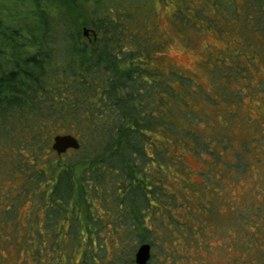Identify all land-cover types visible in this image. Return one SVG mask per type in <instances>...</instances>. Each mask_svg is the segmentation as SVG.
I'll list each match as a JSON object with an SVG mask.
<instances>
[{
  "label": "rangeland",
  "instance_id": "374dc122",
  "mask_svg": "<svg viewBox=\"0 0 264 264\" xmlns=\"http://www.w3.org/2000/svg\"><path fill=\"white\" fill-rule=\"evenodd\" d=\"M159 1L167 50H178L175 58L166 50V68L178 74L167 77L173 93L164 111L180 144H165L161 166L148 168L152 184L161 187L147 194L146 182L148 202H140L139 216L124 196V204L104 203L85 216L84 198L63 201L42 192L40 183L49 178H27L37 185L20 189L24 178L8 181L20 174L4 169L0 264H137L140 244L128 245L126 234L127 244L119 241L124 215L137 230H151L149 264H264V14L256 11V21L247 0ZM190 54L198 57L195 65ZM47 156L62 162L76 152ZM85 191L88 199L102 193L108 200L110 193L91 182ZM112 193L121 199L120 189ZM46 203L53 209L47 218Z\"/></svg>",
  "mask_w": 264,
  "mask_h": 264
},
{
  "label": "trees",
  "instance_id": "16d2710c",
  "mask_svg": "<svg viewBox=\"0 0 264 264\" xmlns=\"http://www.w3.org/2000/svg\"><path fill=\"white\" fill-rule=\"evenodd\" d=\"M155 1L0 0V171L20 174L5 181L24 178L20 189H33L38 182L27 178L58 176L53 195L64 199L91 171L98 184L123 177L125 192L145 199L147 167L158 170L165 144L180 146L164 111L173 93L167 77L178 73L166 68L169 38ZM246 2L257 21L264 0ZM58 134L79 139L74 158L47 156ZM124 217L120 242L155 245L150 229Z\"/></svg>",
  "mask_w": 264,
  "mask_h": 264
},
{
  "label": "flooded vegetation",
  "instance_id": "af4514ba",
  "mask_svg": "<svg viewBox=\"0 0 264 264\" xmlns=\"http://www.w3.org/2000/svg\"><path fill=\"white\" fill-rule=\"evenodd\" d=\"M71 149H73V148H69L63 154H66ZM73 150H75V149H73ZM63 154H59V155H63ZM151 167H154V166L151 165ZM146 170H147L146 172H148V173L146 174L145 177H142V179H143L142 182H144V185L146 184V182H150L151 189H149L148 192H147V194H150V191H152V192L156 191V186H155L156 182L154 183V185L152 184L153 178L149 174L148 167H147ZM90 173H91V171H88V175L86 176V178L84 179L82 184H79L75 180V192H74L72 198L74 200H77V201H79L80 199L84 198V201H85L83 203V208L80 211H99V207L101 208V206H104V203H108L111 206V208H113V209L116 207V203H123L124 204V198L122 196H124L126 198L129 193L125 192V189L128 188V185H124L123 177H117V178H113V177L109 178V177H107L108 180L105 183L98 184L96 178L91 176V175H89ZM58 180H59L58 176H53L48 181H46L45 183L44 182L40 183L42 185V187H43L42 192L43 191H45L47 193L49 192L50 195L55 198V195H53V194L55 192V187H56V184H57ZM89 182L98 185L101 190L103 189L105 191V189H107L108 191H110L108 200L106 199V197L103 196L102 193H101V198L100 199H88L87 198V193L85 191V186ZM107 182L109 183V186L106 185ZM115 187H116V189L118 188V189H120L122 191L121 199H119V201H118V195L112 193V191L114 190ZM43 195H46V194H43ZM96 195H97V192H96ZM144 198L145 199L143 200V203L146 202V201L148 202L146 195H144ZM58 199L64 201V199H61V198H58ZM131 199H132V201H131ZM90 201L93 202V203H91V205H90ZM107 201H109V202H107ZM128 201L130 203L128 206L132 208V211H137L138 207L141 206V203L138 201V199L136 200V198H132V197L128 198ZM45 205L46 206L44 207V209L42 211H53V209H52V207L50 205H48L47 203ZM153 245L154 244L152 243L151 244V257H150V259H149L147 264L151 263Z\"/></svg>",
  "mask_w": 264,
  "mask_h": 264
},
{
  "label": "water",
  "instance_id": "95a60500",
  "mask_svg": "<svg viewBox=\"0 0 264 264\" xmlns=\"http://www.w3.org/2000/svg\"><path fill=\"white\" fill-rule=\"evenodd\" d=\"M80 141L72 134H58L53 139L52 148L58 153L63 154L69 148L78 149ZM151 257V245L148 243L142 244L136 253L137 264H147Z\"/></svg>",
  "mask_w": 264,
  "mask_h": 264
},
{
  "label": "clouds",
  "instance_id": "9594fccd",
  "mask_svg": "<svg viewBox=\"0 0 264 264\" xmlns=\"http://www.w3.org/2000/svg\"><path fill=\"white\" fill-rule=\"evenodd\" d=\"M168 55L172 58H175L176 55L178 54V50L174 46H169ZM191 55V60L192 64L195 65L198 62V57L195 56V54H190Z\"/></svg>",
  "mask_w": 264,
  "mask_h": 264
}]
</instances>
